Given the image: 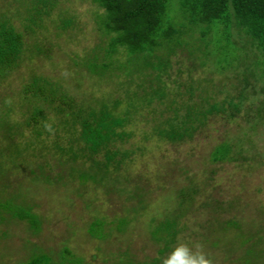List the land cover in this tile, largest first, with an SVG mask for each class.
<instances>
[{"label":"trees","instance_id":"1","mask_svg":"<svg viewBox=\"0 0 264 264\" xmlns=\"http://www.w3.org/2000/svg\"><path fill=\"white\" fill-rule=\"evenodd\" d=\"M91 1L98 39L71 61L93 80L121 74L120 93L93 99L51 76L30 71L20 79L17 91L0 97V224L23 220L31 233L40 230V217L19 188L11 189L13 182L7 176L12 169L20 170L27 151L37 157L42 152L45 162L28 170L29 181L56 188L76 182L77 192L89 183L120 197V212L97 213L86 224L90 238L109 243L141 221L156 256L138 260L126 250L108 251L118 260L113 264H162L184 242L179 235L199 209L208 219L199 224L201 251L191 252L202 254L205 248L220 252L232 264H264V210L254 209L239 196L220 198L213 184L215 168L210 167L230 162L255 169L264 165L251 140L264 128V0ZM3 5L0 80L17 71L24 60L50 58L49 29L57 38L79 29L76 17L60 9L58 0H8ZM177 53L189 63L176 70L177 74L187 70L183 82L171 79ZM194 66L208 69L209 78L196 79L191 74ZM210 73L221 79L213 82ZM137 117L147 125L138 141L141 147L130 143ZM216 119L236 129L225 127L201 156L197 171L170 168L178 166L174 161L159 162V169L150 172L128 174L127 167L135 156L146 155L144 146L150 141L156 148H177L191 143ZM21 136L23 142L14 141ZM49 150L55 156L53 163L44 157ZM171 173L176 182L166 189ZM175 178L182 181L177 184ZM157 190L163 196L152 199ZM8 235V230H0L3 246L8 245ZM20 262L91 264L66 246L54 254L34 246Z\"/></svg>","mask_w":264,"mask_h":264},{"label":"rangeland","instance_id":"2","mask_svg":"<svg viewBox=\"0 0 264 264\" xmlns=\"http://www.w3.org/2000/svg\"><path fill=\"white\" fill-rule=\"evenodd\" d=\"M4 1L8 2V0H0V11L3 9ZM58 5L60 9L67 10L69 14L76 17L75 20L79 29L73 32L67 31L68 34H62L59 38L55 37L53 35L54 31L49 29L46 36L49 37V42L53 45L50 58H39L34 61L24 60L17 71L11 73L6 79L0 80V97L11 96L13 92L17 91L20 83H22L20 79H25L30 71L51 76L74 88L79 94L93 99H99L105 94L117 96L120 93L117 83L122 80L121 74H119L118 78L109 77L93 80L87 76L84 70L75 67L71 61L75 55L83 52L82 49H90L98 39L97 27L91 14L95 10V4L91 0H58ZM14 6L13 2L10 3L12 10ZM57 9L51 15L53 20L56 18ZM45 25L48 27V22ZM184 60H186V56L181 53H177L173 57L172 80L179 79L181 82L186 80L187 70H183L184 72L181 74L176 73L178 68L183 69L186 64L189 65ZM208 73V69L194 66L191 74L196 79H204V77L209 78ZM210 77L213 82L221 79L215 74H211ZM224 82L229 84V81ZM143 112L146 114L147 110L144 109ZM215 121L216 123L214 122L215 124L211 128L198 133L191 143L182 144L177 148L170 146L156 148L157 146L150 141L144 146L147 151L146 155L135 156L127 167L128 174L132 177L135 173L141 171L150 172L159 169V162L162 164L166 162L165 164L168 165V163L174 161L178 166H169L170 168L187 167L192 171H197L201 166L199 164L200 161L203 160L201 156L205 155L207 149L214 144V140L219 137L225 127L231 130L236 129L235 125L231 123H224L219 119ZM136 122L132 128L133 137L130 143L133 146L141 147L138 141L143 128L146 129L147 125L145 127V123L138 117ZM26 138L29 139L28 133ZM24 140L25 138L21 136L14 141L23 142ZM251 140L262 158H257V160L260 159L264 163V128H259L256 134L251 137ZM0 144L2 143L0 142ZM147 149H150L151 152H148ZM42 154L40 152L37 157L27 151L23 161L20 160V170L12 169L7 176L8 181L13 182L11 189L19 188L25 195V201L33 206V212L40 217L41 228L37 233L33 234L23 220L12 219L9 223L0 224V230H8L9 232L7 237L9 240L8 245H5L7 247L3 246L6 244L5 242L3 244L0 242V264H21L20 261L27 259L34 246L45 253L51 252L52 254L66 246L75 255H80L85 262L91 264H113L117 262V258H112L108 251L118 252L119 254L126 250L138 260L156 256V248L148 241L144 227L139 225L138 221L140 220L138 219L125 235L120 236L118 239H113L109 243L90 238L85 232L86 224L93 216H97V213L111 216L120 212L122 202L120 197L112 193L108 195L102 189L89 183L83 186L82 192H77L76 182L57 185L56 188L54 185L29 181L28 170H35L38 164L42 165L45 162ZM53 156L51 150H49L44 157L49 163H53L55 162L53 161L55 156ZM159 157L164 158V160L161 161ZM211 166L215 168L213 184L216 185L217 195L219 194L220 198L239 196L242 199L244 198V200L250 201L254 209L261 207L264 210V165L256 169L246 168V166H240L233 162L222 166L218 164H212ZM174 174L171 173L169 178L166 177V189L169 183L173 185L176 182L172 178ZM175 179L177 184L182 181L181 178ZM153 186L151 185V187ZM161 191H154L151 194V198L154 199L159 197V195L162 197L163 192ZM205 213L204 209H199L196 215L195 213L190 215L184 230L179 235L184 241L182 244L187 246L189 250H193V252L195 250L201 251V236L199 235L202 232V228H200L199 224L208 219V215ZM254 216L256 219H260V214H254ZM140 219L143 220L144 218ZM261 219L263 224L264 216H261ZM194 236L195 238H193ZM202 251L205 259L209 257L207 260L210 261V264H232L230 261L222 259L220 252L218 253L216 250L203 248Z\"/></svg>","mask_w":264,"mask_h":264},{"label":"clouds","instance_id":"3","mask_svg":"<svg viewBox=\"0 0 264 264\" xmlns=\"http://www.w3.org/2000/svg\"><path fill=\"white\" fill-rule=\"evenodd\" d=\"M162 264H210L200 253L191 252L187 246H175L162 261Z\"/></svg>","mask_w":264,"mask_h":264}]
</instances>
